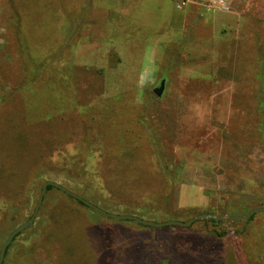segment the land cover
Returning <instances> with one entry per match:
<instances>
[{
    "label": "rangeland",
    "instance_id": "obj_1",
    "mask_svg": "<svg viewBox=\"0 0 264 264\" xmlns=\"http://www.w3.org/2000/svg\"><path fill=\"white\" fill-rule=\"evenodd\" d=\"M13 2L0 0V246L46 179L116 214L224 218L156 227L52 188L4 264H264V211L229 218L264 206V0Z\"/></svg>",
    "mask_w": 264,
    "mask_h": 264
},
{
    "label": "water",
    "instance_id": "obj_2",
    "mask_svg": "<svg viewBox=\"0 0 264 264\" xmlns=\"http://www.w3.org/2000/svg\"><path fill=\"white\" fill-rule=\"evenodd\" d=\"M164 83L165 80L161 79L159 82V85L153 88V92L157 95L160 96L162 94L163 88H164ZM48 185H52L60 190L65 191L67 194L75 197L77 200H80L82 203H84L85 205L93 208L94 210L109 216V217H114V218H118V219H132L135 220L136 222H139L141 224H145V225H151V226H163V225H180V226H186L189 225L192 221L198 219V218H211V219H215L216 221H218L221 218H224V216H216L213 215L211 213H205V214H199L196 215L194 217H191L187 220L181 221V220H176V219H170V220H163V221H154V220H150V219H145V218H141L138 217L136 215L133 214H116V213H112V212H107L105 210H103L102 208L94 205L93 203L89 202L88 200L82 198L81 196L73 193L72 191H70L66 186L51 180V179H46L43 181L42 186H41V190L39 192L36 204L33 208V211L31 213V215L22 223L16 225L7 235V237L3 240L1 246H0V264L3 261L4 258V254L6 251L7 246L11 243V241L13 240V238L15 237L16 234H18L19 232L29 228L34 220V217L36 215V212L39 208V206L42 203L43 200V196L47 190V186ZM260 211H264V206H256L253 208H250L246 213L242 214V215H237V216H229L230 219L234 220V219H248L249 217H251L252 214L256 213V212H260Z\"/></svg>",
    "mask_w": 264,
    "mask_h": 264
},
{
    "label": "trees",
    "instance_id": "obj_3",
    "mask_svg": "<svg viewBox=\"0 0 264 264\" xmlns=\"http://www.w3.org/2000/svg\"><path fill=\"white\" fill-rule=\"evenodd\" d=\"M11 2H12V4L14 5V2H13V0H10ZM13 5H12V8H13ZM259 80V89L257 90V92H256V94H255V98L257 99V106H258V108L260 109V110H264V86H263V82H262V80L261 79H258ZM259 120H258V122H257V127H256V135L258 136V138L260 139V141H262V142H264V116H260L259 118H258ZM41 172V170L40 171H38L37 173L39 174ZM52 188H56V187H54V186H52V185H48L47 186V190L46 191H48V190H51ZM58 189V188H57ZM71 196V195H70ZM71 197H73V196H71ZM77 200V199H76ZM79 203H81V204H83V205H85L84 203H82L80 200H77ZM263 201H264V199H263ZM253 204H256L257 206H260V205H263V202L262 203H252V204H248V206L250 207V206H252ZM85 206H87V205H85ZM88 208H90V209H92L91 207H89V206H87ZM217 223H215V225H216ZM16 226V225H15ZM14 226V227H15ZM14 227H12V229L14 228ZM11 229V230H12ZM10 230V231H11ZM27 230V229H26ZM9 231V232H10ZM25 231V230H24ZM23 231H21V232H19L18 234H16L15 235V237L13 238V240L11 241V243L7 246V248H6V251H5V254H4V259H3V263L2 264H4L9 258H8V255H9V250H10V248L13 246L12 245V243L17 239V237H18V235L19 234H21ZM216 234L218 235V236H221V235H223L224 234V231H219V232H216ZM6 238V237H5ZM22 255L20 256V257H18L16 254H14V256L12 257V260H10V261H12V263H17L18 262V260H19V258H23V260H25V261H28V255L27 256H25L23 253H21ZM10 257V256H9ZM11 259V258H10ZM30 261H31V259H30ZM21 264V263H20Z\"/></svg>",
    "mask_w": 264,
    "mask_h": 264
},
{
    "label": "built area",
    "instance_id": "obj_4",
    "mask_svg": "<svg viewBox=\"0 0 264 264\" xmlns=\"http://www.w3.org/2000/svg\"><path fill=\"white\" fill-rule=\"evenodd\" d=\"M172 1L177 8H182L183 5L186 3V0H172ZM204 1L208 5V7L213 5L224 10L229 8V4H228L229 0H204Z\"/></svg>",
    "mask_w": 264,
    "mask_h": 264
},
{
    "label": "flooded vegetation",
    "instance_id": "obj_5",
    "mask_svg": "<svg viewBox=\"0 0 264 264\" xmlns=\"http://www.w3.org/2000/svg\"><path fill=\"white\" fill-rule=\"evenodd\" d=\"M213 221H214V223H218V221H216L214 218H213Z\"/></svg>",
    "mask_w": 264,
    "mask_h": 264
}]
</instances>
